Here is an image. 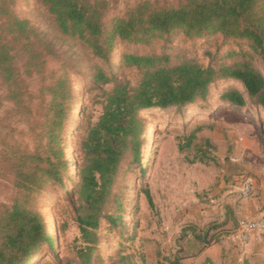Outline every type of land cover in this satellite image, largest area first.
Wrapping results in <instances>:
<instances>
[{
  "label": "trees",
  "instance_id": "16d2710c",
  "mask_svg": "<svg viewBox=\"0 0 264 264\" xmlns=\"http://www.w3.org/2000/svg\"><path fill=\"white\" fill-rule=\"evenodd\" d=\"M0 1V76L7 85L8 98L19 112L23 106L21 112L28 114L31 108L23 97V73L18 61L26 57L25 75L31 74L32 69L39 73L37 68L44 63V54L36 48V31L30 21L20 18L12 9L15 0ZM42 2L64 35L79 39L96 57L105 60L112 55L118 38L151 44L155 39L183 33L187 37L221 36L224 43L249 46L238 53L241 60L219 67L193 60L171 64L168 54H126V63L141 70L136 84L120 80L99 65L93 67V82L100 89L94 102L101 105V113L95 121L88 120L80 127L78 182L69 196L80 232L78 263L92 264L102 221L107 218L114 225L120 221V216L114 214L120 206L115 209L111 204L117 199L113 187L121 164L128 153L133 162H141L145 126L142 111L184 107L205 98L213 82L227 78L239 80L247 95L231 87L221 96L226 103L244 107L250 100L264 109V73L254 64L255 57L264 61V0H181L177 5L145 0L111 19L107 18L106 0ZM7 36H11V43H20L18 52L11 48ZM50 80L44 85L48 98L38 146L21 154L12 150L15 160H8L15 194L11 205L0 211V264H29L46 245H53L48 222L32 206L51 184L64 185L66 174L68 177L71 174L73 161L66 157L62 139L65 125L76 108L73 107L76 90L67 67L51 71ZM109 83L111 89L102 88ZM194 137L191 134L189 143ZM147 196L152 204L148 192ZM215 227V224L201 229L188 226L184 233L191 231L200 242L209 244L210 231ZM171 264H180L179 259Z\"/></svg>",
  "mask_w": 264,
  "mask_h": 264
},
{
  "label": "rangeland",
  "instance_id": "374dc122",
  "mask_svg": "<svg viewBox=\"0 0 264 264\" xmlns=\"http://www.w3.org/2000/svg\"><path fill=\"white\" fill-rule=\"evenodd\" d=\"M143 1L106 0L107 18L123 15ZM150 1L158 5H177L181 0ZM12 9L20 18L29 20L35 29L36 48L43 52L44 63L37 68L39 73L32 69L31 74L25 75L26 57L21 59V55L18 61V68L23 73V97L26 106L28 102L31 108L28 114L21 112L23 106L19 112L8 98L7 85L0 76V125H3L0 128V211L11 205L15 194L11 163L8 161L13 158L12 150L21 154L38 146L40 123L48 98L44 85L50 80L51 71L67 67L76 90L73 101L76 108L65 125L62 145L73 165L69 177L68 174L65 176L64 185L51 184L34 201L32 207L48 222L53 245H46L29 264H79L77 247L81 244L80 232L73 219L75 207L69 196L78 182L75 161L78 162L80 127L88 120L95 121L101 113V105L94 102L100 89L93 82V67L99 65L109 74H116L120 80L136 84L141 78V70L126 63V54H168L171 64L193 60L204 66L219 67L241 60L238 53L248 50L249 46L224 43L221 36L187 37L183 33L155 39L151 44L118 38L112 55L105 60L96 57L79 39L64 35L42 0H15ZM6 40H10L15 52L19 51L20 43H11V36ZM228 52L231 53L226 55ZM26 54H29L28 50ZM254 64L264 73V61L260 57L254 58ZM111 87L110 83L102 86L106 90ZM231 87L247 95L239 80L218 79L210 85L207 96L194 103L172 109L152 108L140 113L145 122L141 162H133L132 155L128 153L121 164L113 187L117 199L111 204L115 209L120 206L114 211L115 216H120V221L116 225L107 218L102 221L100 241L92 264H170L176 258L183 264L185 255L193 252L191 242L196 238L192 232L189 236L193 239L184 233L186 224L180 225L175 232L174 228L165 225V219L171 215L176 217V210L188 201L189 192L193 189L188 182L193 164L201 161L219 169L218 163L223 160L218 150L219 137L228 136L230 131L264 129V109L254 101L248 100L246 106L238 107L222 99V94ZM44 97V103H41ZM191 134L195 137L189 143Z\"/></svg>",
  "mask_w": 264,
  "mask_h": 264
},
{
  "label": "crops",
  "instance_id": "0c3cea01",
  "mask_svg": "<svg viewBox=\"0 0 264 264\" xmlns=\"http://www.w3.org/2000/svg\"><path fill=\"white\" fill-rule=\"evenodd\" d=\"M218 150L223 157L219 169L201 161L193 164L188 201L176 210L178 216L165 219V225L174 232L184 224L197 229L217 225L209 244L192 240L193 252L185 255L183 264H264V231L254 232L245 245L237 236L240 219L264 214V129L230 131L219 137ZM245 175L252 183L247 197L241 194ZM189 232L187 237L193 239Z\"/></svg>",
  "mask_w": 264,
  "mask_h": 264
},
{
  "label": "built area",
  "instance_id": "2783aa9c",
  "mask_svg": "<svg viewBox=\"0 0 264 264\" xmlns=\"http://www.w3.org/2000/svg\"><path fill=\"white\" fill-rule=\"evenodd\" d=\"M252 183L248 175H245L242 182L241 194L247 197L251 194ZM256 231H264V214L255 219L242 218L237 228V236L241 244H247Z\"/></svg>",
  "mask_w": 264,
  "mask_h": 264
},
{
  "label": "bare ground",
  "instance_id": "6f19581e",
  "mask_svg": "<svg viewBox=\"0 0 264 264\" xmlns=\"http://www.w3.org/2000/svg\"><path fill=\"white\" fill-rule=\"evenodd\" d=\"M76 110H77V109H76ZM75 166L77 167L76 162H75Z\"/></svg>",
  "mask_w": 264,
  "mask_h": 264
}]
</instances>
